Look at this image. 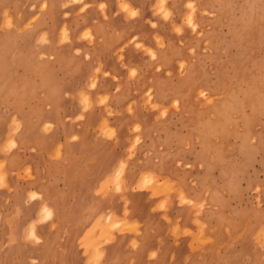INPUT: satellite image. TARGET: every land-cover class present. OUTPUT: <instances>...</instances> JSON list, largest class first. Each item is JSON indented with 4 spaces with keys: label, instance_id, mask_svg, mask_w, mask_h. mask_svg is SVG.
Returning <instances> with one entry per match:
<instances>
[{
    "label": "rangeland",
    "instance_id": "1",
    "mask_svg": "<svg viewBox=\"0 0 264 264\" xmlns=\"http://www.w3.org/2000/svg\"><path fill=\"white\" fill-rule=\"evenodd\" d=\"M0 264H264V0H0Z\"/></svg>",
    "mask_w": 264,
    "mask_h": 264
},
{
    "label": "crops",
    "instance_id": "2",
    "mask_svg": "<svg viewBox=\"0 0 264 264\" xmlns=\"http://www.w3.org/2000/svg\"><path fill=\"white\" fill-rule=\"evenodd\" d=\"M34 174H35L36 179H37L36 182H35V184H34V186H33L34 187V190L37 193H40V194H43V195L46 194V192L44 190L45 188H44L43 184L40 181L41 174H42L41 171L38 169V170L34 171ZM57 185L58 184H56V186ZM71 185L72 184H69V183L66 184L65 183L64 184V190L65 189H68V190H70V192H71V190H72V192H75V188L73 186H71ZM53 186H55V185H53ZM48 188L49 187H47V189ZM47 194L48 195H51L52 194L51 190H48L47 191ZM5 195H7V194H5L3 192L1 193V197L5 196ZM10 198H11V200L9 201V204L6 207V214H5V211H3L4 215L11 214L13 212L14 213L21 212L22 208L25 207L26 205H30L29 206L31 208L30 213H33L36 209H38L39 200L32 198L30 201H28V203H25L26 201H24L23 190H21V189H18V188L15 189V192L13 194H11ZM135 217H137L139 219H142L143 216H139V214H135Z\"/></svg>",
    "mask_w": 264,
    "mask_h": 264
}]
</instances>
